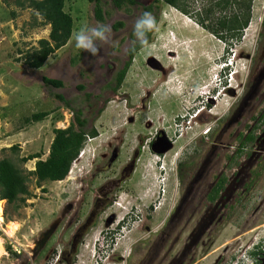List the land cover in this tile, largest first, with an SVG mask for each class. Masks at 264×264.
<instances>
[{
    "label": "rangeland",
    "instance_id": "1",
    "mask_svg": "<svg viewBox=\"0 0 264 264\" xmlns=\"http://www.w3.org/2000/svg\"><path fill=\"white\" fill-rule=\"evenodd\" d=\"M209 1L191 0L189 6L194 9ZM101 2L104 21L96 17V1L66 2L65 10L74 18L73 33L84 24L106 23L118 47L103 46L93 56L76 49L72 35L43 68L31 69L25 53L48 38L51 28L42 25L41 18L36 25L32 9L21 8L17 0H0V159L36 153H42L43 160L48 157L54 129L66 128L73 120L72 112L56 98L59 94L81 107L89 126L98 131V137L87 140L65 180L38 187L32 177V196L18 210L0 200L6 225L15 222L19 227L10 237L4 226L0 237L6 254L0 264H66L59 262V254L69 247L91 208L82 200L84 179L97 171V163H107L103 155L120 148L121 158L98 175L96 183L117 176L139 144L142 155L122 189V206L116 204L101 215L71 264H243V253L250 257L255 247L264 246V141L259 139L263 123L254 132L258 140L239 154L242 139L264 106L261 103L254 113L248 110L258 106L259 99L254 98L241 111L245 92L264 73V0H254L249 27L230 47L193 17L160 0L149 47L138 51L117 91L115 76L134 46L133 24L142 8L117 9L111 0ZM117 22L124 27L115 30ZM43 76L63 81L64 87L45 86ZM86 94L92 95V107ZM42 111L50 115L27 123ZM157 135L173 144L163 154L148 147ZM13 145L19 146L16 154L1 152ZM37 160L24 167L34 170ZM181 169L186 174L183 181ZM219 176H225L227 183L210 203L206 194ZM128 190L151 207L134 208V222L117 232V223L137 201L127 195ZM189 191L193 193L189 203L173 219L180 195ZM65 210L49 248L34 255L41 233ZM113 212L117 220L108 225L105 218Z\"/></svg>",
    "mask_w": 264,
    "mask_h": 264
},
{
    "label": "trees",
    "instance_id": "2",
    "mask_svg": "<svg viewBox=\"0 0 264 264\" xmlns=\"http://www.w3.org/2000/svg\"><path fill=\"white\" fill-rule=\"evenodd\" d=\"M67 1L17 0V4L21 8L32 9L36 25H38V18H41V24L49 25L51 28L48 38L40 39L37 47L25 53V63L31 69L43 68L48 58L70 41L74 31V18L71 13L65 10ZM92 1H96L95 14L97 19L104 21L105 15L101 0ZM163 1L187 16L193 17L202 28L218 39L227 42L229 47L242 39L244 30L249 27L252 20L254 0H210L208 5L194 6V9L189 6L191 0ZM111 2L117 9L138 5L137 0H111ZM156 9L158 10L159 6ZM145 11L156 15L157 26L156 10L151 6L144 8L142 14ZM123 27V22H117L113 28L120 30ZM153 31L147 34L148 41H150ZM140 49L142 48L138 43L129 49L128 60L115 76V91L125 81L132 61ZM42 80L47 87H64L63 81L59 79L43 76ZM56 98L72 112L73 120L66 128L54 129V138L50 145L48 157L43 160L42 153H36L25 157L5 156L0 159V200H6L9 204H13L16 210L24 206L32 196L29 189V182L32 177L36 180L38 187H41L44 182L65 180L69 175L73 162L79 157L87 140L98 137V131L94 126H89L90 120L85 116L81 107H75L64 95H56ZM85 100L88 105H91L92 95L86 94ZM100 113H102V110ZM49 115L50 112L48 111L38 112L31 115L26 121L27 123H37L43 121ZM251 139L253 140L252 137L249 140ZM244 146L245 142L242 147ZM7 150L16 154L19 151V146L13 145L10 148L2 149L1 152ZM242 152V149H239V154ZM34 159H38L34 170H27L24 165ZM225 183L226 178L219 181L211 196L212 201L219 197ZM8 220L12 219L9 218ZM15 256L18 257V254H15ZM250 257L253 259L254 264H264V246L255 247L250 252Z\"/></svg>",
    "mask_w": 264,
    "mask_h": 264
},
{
    "label": "flooded vegetation",
    "instance_id": "3",
    "mask_svg": "<svg viewBox=\"0 0 264 264\" xmlns=\"http://www.w3.org/2000/svg\"><path fill=\"white\" fill-rule=\"evenodd\" d=\"M159 1L160 0H137L138 5L136 7H141L143 11L144 8L146 7L148 8L152 6L155 10H157L156 7L158 6L157 4ZM161 1L165 3L163 0ZM165 4L172 7L171 5L167 3ZM141 15H142V12H141ZM263 34H264V29H263L262 35ZM256 61L257 60H255L254 62ZM255 64L257 65V62ZM124 65L122 66V68L124 67ZM263 74L255 78V85L250 90H247V92H245L244 98L241 102L242 112L250 106V103L251 101L254 100V98L259 99V102H257L258 106L257 107L251 106L248 110H251L254 113L255 112L254 110L256 108L259 109V107H262L261 103H264V75ZM90 106L92 107V102H91V105H89V107ZM199 110L200 109H198L195 112L196 114L193 113V115L198 116ZM257 115L258 117L254 119L256 123L251 126L250 131L244 136V138L242 139L240 143L239 149H242V151L245 149L247 145L252 144L258 140V137L255 136L254 132L257 131L259 125H261L262 123L264 124V106L261 112ZM262 131L263 132L260 135L259 139H263L264 141V126L262 127ZM251 137L253 138V140L252 139L249 140ZM244 142H245V146L242 147ZM172 145L173 144L170 140H167L164 136L157 135L152 141L149 142L148 147L151 152H154L156 154H163L164 152L170 150L172 148ZM108 155H110V157ZM121 155H122V151L120 150V148L113 149L111 153H107L103 155L101 159H103V161H107V163L106 164L100 163L101 165L97 163L96 165L97 171L93 172L90 178L86 177L84 179V182L82 183V187H83L82 200L84 201V204H87V205L90 202L89 205L91 206V208L86 214V218L84 222L73 233L72 242L69 244V247L60 252L59 257H58L59 262L71 264L72 261L74 260V256L79 246L82 244L83 240L85 239L89 231L92 230L93 226L96 224L97 220L101 217V215L104 214L108 208H111L116 204H120L122 206V203L119 201V199H122V195H121L123 192L122 189L125 188L127 181L130 180L131 177L135 174L137 170V163L140 160V157L142 155L140 144L136 146V148L133 150L131 157L126 162V164H124L121 167L117 176L106 178L102 183H96V181L99 179L98 175H102L104 174V172H107L108 170H110L113 167V165L121 158ZM184 175L186 174H184L181 169V172H180L181 181H183ZM198 176L199 178H201L200 175ZM223 178H226V177L219 176L216 182L208 188V193L206 194L208 202L210 203L215 202L219 198L218 197L215 201L211 200V196L213 194L214 189L216 188L219 181ZM226 183H227V179H226ZM226 183H225V186H226ZM127 192H128L127 194L128 196L130 197L135 196V193H133V191L128 190ZM90 194H93L92 199L90 197ZM192 194H193L192 191H189L188 194L180 195L179 203L175 209L176 212L173 215V219L182 210V208L185 207V205L189 203V200ZM135 197L137 198V201L133 203L132 207L128 210L126 215L123 217V220L117 223V228L115 231L119 232L126 226L130 225L131 224L130 222H134L133 220L134 208H138L139 206L142 205L146 210L151 207L150 203L149 204H146L144 202L142 203V200H140L138 196H135ZM70 207L72 206H69L67 210H69ZM67 210L63 212V215L59 218V220L54 222L53 226H51L49 230L41 233V236H40L41 241L37 244L39 248L35 251L34 255H38L44 252L46 248H49L52 240L55 238L56 233L60 228L61 221L64 220V218L66 217V214L68 212ZM116 220H117L116 212L108 214V216H106L105 218V222L108 225H111L112 223L116 222ZM168 227L169 225L166 228ZM164 233L165 232L163 231L162 235H164ZM106 242H107L106 244L108 245L109 241H106Z\"/></svg>",
    "mask_w": 264,
    "mask_h": 264
},
{
    "label": "clouds",
    "instance_id": "4",
    "mask_svg": "<svg viewBox=\"0 0 264 264\" xmlns=\"http://www.w3.org/2000/svg\"><path fill=\"white\" fill-rule=\"evenodd\" d=\"M155 28V17L151 12H143V14L137 18L133 24V34L135 37L133 45L135 46L138 43L141 48L149 47L147 34ZM112 36L113 32L109 24H84L79 30L73 33L74 46L78 50L86 51L89 54L96 56L103 46L118 47V41L113 40ZM194 116L197 117V115ZM242 259L243 264H254L253 260L248 257L246 252L243 253Z\"/></svg>",
    "mask_w": 264,
    "mask_h": 264
},
{
    "label": "bare ground",
    "instance_id": "5",
    "mask_svg": "<svg viewBox=\"0 0 264 264\" xmlns=\"http://www.w3.org/2000/svg\"><path fill=\"white\" fill-rule=\"evenodd\" d=\"M84 154L85 152H83L82 157L84 156ZM3 204H4L3 201H0V223L2 222ZM18 228H19L18 223L10 222L6 225L5 233L8 236L13 237L14 233L17 231ZM5 254H6V251L3 246V239L0 237V258L4 256Z\"/></svg>",
    "mask_w": 264,
    "mask_h": 264
},
{
    "label": "built area",
    "instance_id": "6",
    "mask_svg": "<svg viewBox=\"0 0 264 264\" xmlns=\"http://www.w3.org/2000/svg\"><path fill=\"white\" fill-rule=\"evenodd\" d=\"M4 216V213L2 214V217ZM6 225V223L4 222L3 218H2V222L0 223V234L1 232L4 231V226Z\"/></svg>",
    "mask_w": 264,
    "mask_h": 264
}]
</instances>
